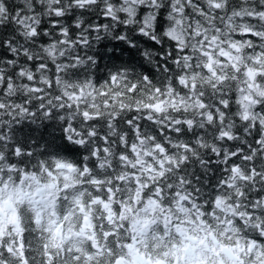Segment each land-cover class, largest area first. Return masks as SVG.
<instances>
[{
  "label": "clouds",
  "instance_id": "obj_1",
  "mask_svg": "<svg viewBox=\"0 0 264 264\" xmlns=\"http://www.w3.org/2000/svg\"><path fill=\"white\" fill-rule=\"evenodd\" d=\"M240 257L264 264V0H0V264Z\"/></svg>",
  "mask_w": 264,
  "mask_h": 264
},
{
  "label": "snow or ice",
  "instance_id": "obj_2",
  "mask_svg": "<svg viewBox=\"0 0 264 264\" xmlns=\"http://www.w3.org/2000/svg\"><path fill=\"white\" fill-rule=\"evenodd\" d=\"M250 258H251V250H250ZM202 264H207V260H204L202 262ZM239 264H244V260L242 257L239 258ZM254 264H256V262L254 261Z\"/></svg>",
  "mask_w": 264,
  "mask_h": 264
}]
</instances>
